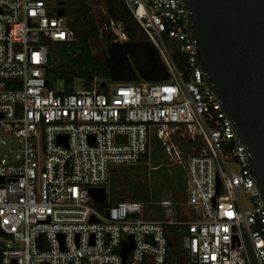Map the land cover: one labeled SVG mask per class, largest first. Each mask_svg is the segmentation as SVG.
I'll use <instances>...</instances> for the list:
<instances>
[{"label": "built area", "instance_id": "built-area-1", "mask_svg": "<svg viewBox=\"0 0 264 264\" xmlns=\"http://www.w3.org/2000/svg\"><path fill=\"white\" fill-rule=\"evenodd\" d=\"M59 1L0 0V264H165L167 225L184 232L185 264H264V199L246 147L204 78L183 1L123 0L167 79L78 78V86L57 89L45 77L50 45L75 38ZM103 30L127 40L120 23L104 21ZM165 36L185 54L188 79ZM177 131L198 143L186 158L172 141ZM152 135L184 167L179 203L190 210L176 220L170 199L157 202L163 218L145 216L136 200L97 208L89 189L106 188L112 167L137 164ZM242 190L249 208L238 199ZM107 198L106 189L102 203Z\"/></svg>", "mask_w": 264, "mask_h": 264}, {"label": "water", "instance_id": "water-1", "mask_svg": "<svg viewBox=\"0 0 264 264\" xmlns=\"http://www.w3.org/2000/svg\"><path fill=\"white\" fill-rule=\"evenodd\" d=\"M182 1L204 78L246 147L251 176L264 199V0ZM58 4L57 13L64 15V3ZM104 48L113 81H133L137 76L147 81L168 78L147 40L105 41ZM121 140L122 136L116 137L117 142ZM89 194L94 202L102 203L106 188H90ZM129 240L121 249L123 259L133 247L131 236Z\"/></svg>", "mask_w": 264, "mask_h": 264}, {"label": "trees", "instance_id": "trees-1", "mask_svg": "<svg viewBox=\"0 0 264 264\" xmlns=\"http://www.w3.org/2000/svg\"><path fill=\"white\" fill-rule=\"evenodd\" d=\"M64 3L65 13L70 11L67 25L74 32L75 38L70 42L52 43L49 49L48 63L45 70L47 86L55 87L57 81H61L63 88L67 89L75 79H92L97 77L103 81L110 79L106 66V52L104 42L117 40V36L109 31L99 32L104 21L112 20L120 23L127 40H143L140 27L133 18L131 12L123 0H61ZM98 2L103 6L105 15H94L91 2ZM93 46L99 49L94 52ZM179 70H184L183 76L188 79L187 62L184 53L171 55ZM177 131L172 136V141L182 150L184 158L197 151L198 143L191 142L187 137H181ZM166 160L163 146L155 135L149 140L148 149L137 164L119 165L111 168L108 185L113 191V197L119 200H136L148 202L149 196L144 179V167L147 160ZM167 161V160H166ZM161 164L154 165L160 166ZM185 170V169H184ZM118 189V190H116ZM108 195V194H107ZM185 193L182 198L172 195L170 199L175 204L177 217L182 211L180 201H185ZM159 218H163L159 215ZM166 232L172 238V244H168L166 262L173 260L181 263V251L179 239L184 232L179 231L177 225H167ZM184 254V253H183Z\"/></svg>", "mask_w": 264, "mask_h": 264}, {"label": "rangeland", "instance_id": "rangeland-1", "mask_svg": "<svg viewBox=\"0 0 264 264\" xmlns=\"http://www.w3.org/2000/svg\"><path fill=\"white\" fill-rule=\"evenodd\" d=\"M61 1V0H60ZM56 2L52 6L53 11L56 10ZM91 7L94 12V15H105V11L103 9V6L99 4L98 2H91ZM70 15V11L67 10L65 13V16L68 18ZM140 34L143 37V40H147V37L143 30L140 28ZM119 39V36H118ZM120 40V39H119ZM164 42L170 51L171 55L174 54H180L179 50V44L177 41L169 38V37H164ZM99 48L93 46V51L96 52ZM181 72H184V70H180ZM109 84H114L115 81L108 79L106 81ZM74 84L78 86L79 82L78 79L74 80ZM55 87L57 89H62L63 85L61 81H57L55 83ZM104 90L105 87H102ZM167 160V161H166ZM166 160H161L157 159L156 161L152 160H147V167H144V179L146 181V190L147 194L149 196V201L143 203L144 207V215L147 216L148 212H150L153 216H158L161 214L163 209L157 205V202L164 200V199H172V195H176L179 200L182 198V195L185 193V170L182 165L176 164L174 160L170 159L167 157ZM157 164H161L158 168L152 169L151 167ZM230 168L234 171H238L239 167L235 163L230 165ZM107 189V201L106 203H99L96 205L97 208L100 210L105 209L109 203L114 202L116 199L113 197V191L110 189L109 185H106ZM118 190V189H116ZM238 199L240 200L241 205L243 208H249L251 205L250 201V196L249 194L245 191L242 190L238 196ZM182 210L186 209L187 207L182 206ZM190 209L187 208L186 211H189ZM181 211L179 214V217L176 215V211L174 214V218L177 220L180 218L182 215ZM194 218V217H193ZM182 238L183 236L179 239V247L181 251V263L177 262L176 260H173L172 262L165 263V264H185L184 263V250L182 247ZM1 242H4L3 237L0 235V247H1Z\"/></svg>", "mask_w": 264, "mask_h": 264}, {"label": "crops", "instance_id": "crops-1", "mask_svg": "<svg viewBox=\"0 0 264 264\" xmlns=\"http://www.w3.org/2000/svg\"><path fill=\"white\" fill-rule=\"evenodd\" d=\"M186 209H187V208H186ZM186 209H183V210H182V208H181V210L184 211V212H186ZM159 215H160V214H159ZM159 215L156 216V217H159ZM182 215H183V212H182ZM182 215H181V216H182ZM181 216H180V217H181Z\"/></svg>", "mask_w": 264, "mask_h": 264}]
</instances>
